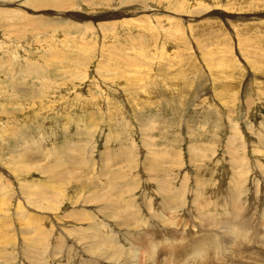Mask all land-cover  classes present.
Wrapping results in <instances>:
<instances>
[{"label": "rangeland", "instance_id": "374dc122", "mask_svg": "<svg viewBox=\"0 0 264 264\" xmlns=\"http://www.w3.org/2000/svg\"><path fill=\"white\" fill-rule=\"evenodd\" d=\"M0 264H264V0H0Z\"/></svg>", "mask_w": 264, "mask_h": 264}, {"label": "bare ground", "instance_id": "6f19581e", "mask_svg": "<svg viewBox=\"0 0 264 264\" xmlns=\"http://www.w3.org/2000/svg\"><path fill=\"white\" fill-rule=\"evenodd\" d=\"M150 30H151V28H150ZM152 31V30H151ZM151 31H149V32H151ZM205 31H207V30H205ZM156 33V32H155ZM154 35V34H153ZM78 51H79V49H78ZM83 51H81V53H82ZM86 52V51H85ZM80 53V52H79ZM87 53V52H86ZM225 60V59H224ZM225 62H226V60H225ZM231 62H233V61H231ZM223 64V63H222ZM228 64H230V63H228ZM233 66V65H232ZM234 67V66H233ZM232 80V79H231ZM234 83V82H233ZM230 86V85H229ZM232 87V86H231ZM234 88V89H233ZM232 89H233V94L235 95V93L237 92V89L238 88H236V87H232ZM178 90V89H177ZM228 91V90H227ZM232 91V90H231ZM231 93V92H230ZM176 95H178V93L176 94ZM230 98V97H229ZM95 108H93L92 110H94Z\"/></svg>", "mask_w": 264, "mask_h": 264}]
</instances>
